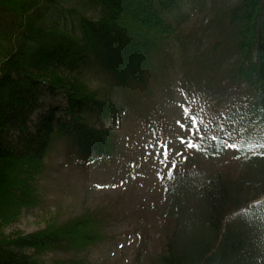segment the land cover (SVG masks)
Returning <instances> with one entry per match:
<instances>
[{"label": "trees", "instance_id": "1", "mask_svg": "<svg viewBox=\"0 0 264 264\" xmlns=\"http://www.w3.org/2000/svg\"><path fill=\"white\" fill-rule=\"evenodd\" d=\"M80 1L100 16H82L78 33L50 12L58 0H0V264H90L42 254L103 239L105 217L92 209L9 230L38 204L53 149L62 140L81 166L113 164L124 120L165 143L179 110L208 126L200 151L235 144L244 167L232 176L191 165L198 232L180 243L175 215L158 264H264V0L218 6L192 28L186 0Z\"/></svg>", "mask_w": 264, "mask_h": 264}, {"label": "rangeland", "instance_id": "2", "mask_svg": "<svg viewBox=\"0 0 264 264\" xmlns=\"http://www.w3.org/2000/svg\"><path fill=\"white\" fill-rule=\"evenodd\" d=\"M233 1L218 0L213 6L212 0H186L184 9L189 10V19L183 26L192 28L206 23L218 6L225 7ZM182 11L176 9L170 15L176 18ZM50 12L78 33L82 16H100L99 7L80 0H58ZM51 103L62 100L49 98L45 104ZM180 111L178 118L171 113L173 137L165 143L151 135L141 137L138 127L124 120L117 139V161L113 164L81 166L73 152L67 156L68 149L62 140L58 142L48 160L47 176L40 181L38 204L26 208L9 230L34 231L50 215L63 221L92 209L105 217L103 239L82 251H52L42 257L52 260L77 256L90 264H158L160 251L176 227L171 220L175 215L186 224L184 231H180V243L189 241L198 232L202 199L192 176L186 175L195 173L191 165L196 163L201 170H227L232 176H239L244 167L242 158L227 144L215 156L200 151L197 142L208 126L197 117L193 121L190 112L179 115ZM182 141L196 147H187ZM257 163L259 168L264 167V161ZM256 172L257 168L253 174Z\"/></svg>", "mask_w": 264, "mask_h": 264}, {"label": "snow or ice", "instance_id": "3", "mask_svg": "<svg viewBox=\"0 0 264 264\" xmlns=\"http://www.w3.org/2000/svg\"><path fill=\"white\" fill-rule=\"evenodd\" d=\"M193 121L195 120V117L192 118ZM179 123V122H178ZM184 143H186L187 147H196V145L192 144V143H188L187 141H182ZM230 147H238L237 145L233 144V145H229ZM261 147H264V144L260 145ZM166 157V154H165Z\"/></svg>", "mask_w": 264, "mask_h": 264}]
</instances>
